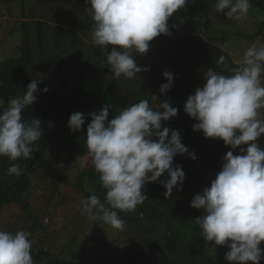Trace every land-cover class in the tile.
<instances>
[{
  "label": "trees",
  "instance_id": "obj_1",
  "mask_svg": "<svg viewBox=\"0 0 264 264\" xmlns=\"http://www.w3.org/2000/svg\"><path fill=\"white\" fill-rule=\"evenodd\" d=\"M207 2L189 0L186 8L170 18V34L154 38L146 54L135 55L137 65L147 70L133 79L123 76L117 79L104 63L108 52L92 41L94 21L86 0H67V6L58 0H0V4L8 6L7 14L12 16L16 9L15 15L21 21L16 56L0 60V97L7 106L9 100L24 94L31 80L39 81L41 89L48 88L47 92L38 89L36 101L22 112L26 121L32 118L41 121L43 135L36 142L39 151L26 161H9L0 156V193L5 196L1 205L6 207L9 218L1 230L31 233L34 264H82L77 260L65 262L50 246L40 247L46 240L44 237L36 240L35 235L40 232L43 218L51 221L48 211L54 205L47 201L45 212L39 215L33 200L35 194L49 189L50 184L79 188L81 183L85 198L95 194L105 201L100 174L92 163L86 166L90 157L85 143L86 127L90 123L87 114L99 112L103 105L110 104L111 118L120 108L142 99L155 109L160 101L152 100V95L168 98L178 109L174 118L162 122V127L178 130L181 142L196 159H191L188 153L174 157L173 165L182 168L185 179L179 185L181 190L174 188L169 199L164 198L165 189L159 182L167 179V173L145 185L143 191L148 199L134 212L119 213L125 229L123 232L114 229L117 244L112 243L107 253L117 256L116 264H230L224 258L229 251L227 247L203 239L195 221L202 210L190 206L192 198L209 186L210 173L217 174L220 170L223 156L233 151L219 138H205L201 131H193L195 120L183 110L187 97L204 84L203 73L207 68L230 75L232 69L239 67L238 59L225 50L216 31L206 26L203 35L192 26ZM251 3L264 11V0H251ZM256 36H261L259 44L264 41V18L256 35L248 38L254 43ZM221 56L225 62L217 64ZM165 70L173 73L174 78L170 90L161 95L159 85L166 82L162 76ZM45 76L54 77L55 81L45 82L44 86L40 79ZM74 112L86 116L80 131H70L67 126ZM11 163L20 165V176L5 174ZM98 222L101 221L95 224ZM126 237V246L121 247L119 239ZM259 246L264 248V242ZM259 264H264V258Z\"/></svg>",
  "mask_w": 264,
  "mask_h": 264
},
{
  "label": "clouds",
  "instance_id": "obj_2",
  "mask_svg": "<svg viewBox=\"0 0 264 264\" xmlns=\"http://www.w3.org/2000/svg\"><path fill=\"white\" fill-rule=\"evenodd\" d=\"M90 6L94 28L92 41L108 52L104 63L118 79H133L147 69L138 66L136 54H146L154 38L169 35V20L189 0H86ZM251 0H213L211 11L223 13L227 19L239 20L248 15ZM111 46V47H109ZM221 56L217 64H224ZM239 67L230 75L207 68L204 84L190 94L184 112L195 123L193 131L205 138L223 141L228 151L220 170L209 186L191 200L190 206L202 210L195 221L203 239L215 246H225V260L230 264H259L264 258V147L258 143L264 134V44L252 43L236 61ZM165 83L159 85L161 95L170 90L173 73H162ZM37 80H31L22 96L7 102L0 97V156L9 161L30 160L39 151L42 138L41 121H26L22 112L37 99ZM40 91L47 92L45 87ZM158 100L157 108L146 99L122 107L109 118L110 104L99 112L88 113L85 143L94 169L100 174L105 201L93 194L81 199L82 212L91 221H101L123 232L125 221L120 212H134L148 196L143 191L149 182L160 180L165 199L183 184L185 173L173 165L176 155L188 153L178 130L162 127V122L177 115L178 109L168 98ZM86 116L70 115V131H80ZM193 160L195 155L188 153ZM8 176H20L18 163L6 169ZM94 225V224H93ZM31 233L0 230V264H34L31 255ZM128 237L119 239L126 246Z\"/></svg>",
  "mask_w": 264,
  "mask_h": 264
},
{
  "label": "rangeland",
  "instance_id": "obj_3",
  "mask_svg": "<svg viewBox=\"0 0 264 264\" xmlns=\"http://www.w3.org/2000/svg\"><path fill=\"white\" fill-rule=\"evenodd\" d=\"M58 1L64 6L68 4L65 3L67 0ZM72 1L70 0V2ZM212 2L213 0H208L202 11L195 17L192 26L203 35H206V26H209L211 31H216L220 37V43H224L225 50L231 53L235 60H239L244 50L252 44V38H248V36L256 35V29L264 18V11L252 7L248 15L239 20L227 19L223 13L214 14L211 11ZM7 7L6 4H0V60L16 56L15 47L18 42V30L21 26L20 19L15 15L16 9H13V14L10 16L7 14ZM260 39L261 36H256L254 38L255 43L259 45ZM260 44H264V41ZM40 80L43 81L42 85L45 86V82L52 83L55 78L45 76ZM38 89H41L39 85ZM258 143L261 147H264V134L259 138ZM238 151L239 147L233 149V154ZM91 163V157H89L86 166L91 165ZM215 176L216 174L210 173L212 179ZM78 186L79 188L60 183L55 187L50 184L49 189L44 188L41 193L35 194L36 198H33V200L36 203L34 205L39 215L45 212L47 201L54 205L51 207L52 210L48 211L51 221L49 222L47 218H43L40 232L35 235L36 240L38 237L41 239L44 237L46 243L41 244L40 247L48 249L50 246L58 257L65 260V262L77 260L82 264H116L117 256H114L113 253H107L111 249L112 243L114 246L117 244L114 242L113 234L115 231L102 222L95 224V221L89 220L82 212L80 201L85 199V196L82 184L78 183ZM52 188H54V192L51 193ZM4 198L5 196L0 193V230L5 229L9 219L6 207L1 205ZM15 210L16 208L12 211L15 212Z\"/></svg>",
  "mask_w": 264,
  "mask_h": 264
}]
</instances>
